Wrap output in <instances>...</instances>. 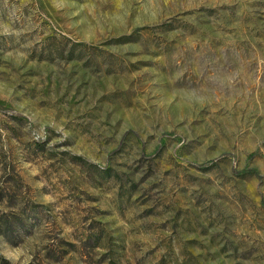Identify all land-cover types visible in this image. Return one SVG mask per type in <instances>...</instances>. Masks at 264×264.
I'll return each instance as SVG.
<instances>
[{
	"label": "rangeland",
	"instance_id": "rangeland-1",
	"mask_svg": "<svg viewBox=\"0 0 264 264\" xmlns=\"http://www.w3.org/2000/svg\"><path fill=\"white\" fill-rule=\"evenodd\" d=\"M2 264H264V0H0Z\"/></svg>",
	"mask_w": 264,
	"mask_h": 264
},
{
	"label": "trees",
	"instance_id": "trees-1",
	"mask_svg": "<svg viewBox=\"0 0 264 264\" xmlns=\"http://www.w3.org/2000/svg\"><path fill=\"white\" fill-rule=\"evenodd\" d=\"M2 260H3V259L0 258V264H2V263H1Z\"/></svg>",
	"mask_w": 264,
	"mask_h": 264
}]
</instances>
